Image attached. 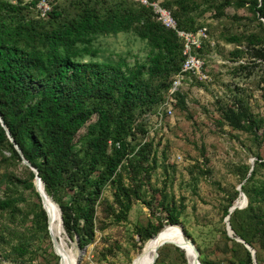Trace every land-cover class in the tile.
<instances>
[{
    "label": "rangeland",
    "instance_id": "obj_1",
    "mask_svg": "<svg viewBox=\"0 0 264 264\" xmlns=\"http://www.w3.org/2000/svg\"><path fill=\"white\" fill-rule=\"evenodd\" d=\"M0 1L20 2L25 7L22 15L40 18L37 3L34 7L27 6L33 0ZM48 2L53 6L66 1ZM236 2L150 1L171 16L175 13L178 21L182 20L188 28L184 31L206 29V41L196 54L210 80L202 84L183 78L171 116L163 114L161 100L137 120L144 134L134 133L132 139L126 138L130 143L127 156L116 175L98 192L92 204L93 234L88 245L79 250L75 236L70 237L61 225L64 248L77 264H130L144 242L168 225L165 219L169 205L178 214L176 227H181L194 245L200 264H238L244 259V251L252 264H264V200L260 194L264 167L254 165L256 158L258 163L264 161V62L241 53L245 36L253 34L264 40V19L256 20L247 4L238 8ZM165 3L168 8L162 6ZM231 36L241 42L227 43L226 38ZM92 46L98 50L96 58L83 57L82 61L104 62L120 56L132 65L144 62L149 50L132 33L97 37ZM239 107L257 121L251 130H235L227 125L224 115ZM82 134L84 129L78 133ZM76 148L80 157L79 141ZM250 166L254 173L245 182L249 177L245 168ZM28 179L24 165L10 156L6 146H0V202H10L0 208V264H57L46 219L43 222L34 217L41 204L34 188L25 189ZM239 185L244 186L251 200V213H243L247 206L245 197L246 206L236 209L238 212L230 221L237 228L259 227L251 245L241 239L242 242L236 241L232 231L228 237L225 231L223 212L238 198ZM123 191L128 194L127 203ZM72 196L70 189L58 192L66 204ZM119 201L127 204L125 212L118 206ZM258 215L261 219L256 221ZM154 264L188 262L179 246L165 243L157 250Z\"/></svg>",
    "mask_w": 264,
    "mask_h": 264
},
{
    "label": "trees",
    "instance_id": "obj_2",
    "mask_svg": "<svg viewBox=\"0 0 264 264\" xmlns=\"http://www.w3.org/2000/svg\"><path fill=\"white\" fill-rule=\"evenodd\" d=\"M37 1H30L27 6L34 7ZM65 1L61 5L49 4L46 16L37 20L21 14L25 7L20 2L0 1V117L24 160L35 168L43 192L57 206L63 229L70 237L75 236L76 246L81 250L90 243L93 234L92 204L129 152L126 138L132 139L134 133L144 134L137 120L163 100L182 57L175 34L161 27L150 9L138 2ZM246 4L256 20L264 19V0H237L235 5L239 8ZM162 6L168 8L167 3ZM172 17L179 29L188 30L175 13ZM258 24L262 25L259 21ZM120 33H132L145 42L149 50L144 62L128 65L120 56L104 62L82 61L83 57L96 58L98 50L92 42L97 37ZM226 41L241 42L236 36ZM242 41L243 55L264 62L261 37L249 34ZM224 119L235 130H251L257 122L242 107L229 110ZM82 129L84 134L78 135ZM78 141L82 145L80 157L76 153ZM0 146H6L10 156L20 162L1 126ZM258 161L256 158L254 165L264 167V161ZM24 168L29 178L25 189H33L34 175ZM249 169L245 168L249 176L245 182L254 173V169L250 172ZM63 189L73 191L67 204L58 197ZM240 190L247 198L243 213L250 214L251 200L243 185ZM260 194L264 200V187ZM34 195L38 199L36 192ZM122 197L127 203L126 191ZM238 200L239 196L233 204L230 202L224 217ZM9 205L8 201L0 202V208ZM118 206L123 212L128 208L120 201ZM237 212L235 209L230 214L229 228L237 238L251 245L259 227L234 226L230 220ZM34 217L45 222L41 207ZM260 217L256 216V221ZM177 219L173 206L166 207V223L176 226ZM55 261L59 264L58 257ZM238 264H252L246 251Z\"/></svg>",
    "mask_w": 264,
    "mask_h": 264
},
{
    "label": "built area",
    "instance_id": "obj_3",
    "mask_svg": "<svg viewBox=\"0 0 264 264\" xmlns=\"http://www.w3.org/2000/svg\"><path fill=\"white\" fill-rule=\"evenodd\" d=\"M135 2L149 8L155 17L156 22L164 29L173 32L181 44V65L178 72L170 78V85L161 102L163 114L171 116L174 105L176 104V92L179 89L183 78L194 80L202 84H205L210 80L204 70L203 61L196 54V51L206 40V29L202 27L193 32L184 31L178 28L176 21L173 19L170 12L160 8L158 4L150 3L147 0H138ZM36 9L39 14L38 16L44 18L50 7L45 0H40L36 4Z\"/></svg>",
    "mask_w": 264,
    "mask_h": 264
},
{
    "label": "bare ground",
    "instance_id": "obj_4",
    "mask_svg": "<svg viewBox=\"0 0 264 264\" xmlns=\"http://www.w3.org/2000/svg\"><path fill=\"white\" fill-rule=\"evenodd\" d=\"M240 198H242L241 195H239V200ZM239 200L234 205L235 206L234 210L244 208L243 200H241V203L239 202ZM238 205L239 206L242 205V206L238 208L237 207ZM43 207L48 218L47 221V226L49 227L48 234L50 236L51 244L53 245V251L60 259L59 264H74L76 260L75 257L72 256L64 248L63 240L61 238V234H62L61 221L56 206L48 198H46L45 200H43ZM234 210H231L230 214ZM156 236H157V240H154ZM163 241H166L165 243H174L177 246H179L184 251L188 264H195L193 261L192 250L190 246H188L185 243L183 237L181 236L180 227L169 226V225L162 228L155 236L150 238L145 243V245L143 246L145 248L143 249L140 258L139 257L137 258L138 259L137 263L150 264L153 253L157 252V250L163 245V244L160 245V243ZM197 264L200 263L197 262Z\"/></svg>",
    "mask_w": 264,
    "mask_h": 264
},
{
    "label": "water",
    "instance_id": "obj_5",
    "mask_svg": "<svg viewBox=\"0 0 264 264\" xmlns=\"http://www.w3.org/2000/svg\"><path fill=\"white\" fill-rule=\"evenodd\" d=\"M0 126H1V128L3 129V131H4V133H5V136H6V138L8 139L9 143L12 144V147H13L14 151L16 152V154L18 155V157H19V159H20V162H21L25 167H27L28 170H29L30 172H32L33 175H34L33 180H32V185H33L34 191L36 192V194H37V196H38V198H39V200H40L41 210L43 211V213H44V215H45V219H46V223H47L48 218H47V215H46L45 210H44V207H43V200H45L46 198H48L51 202H52V200H51L49 197H47V196L45 195V193L43 192L42 184H41L39 178L36 176V170H35V168H33V167H32V166H31L26 160H24V158L22 157V155H21V153H20V150L18 149L17 145H16L15 143H13V141H12V139H11V137H10L8 131H7V129L5 128V126H4V124H3L2 120H1V117H0ZM251 168H252V166H250L249 172L251 171ZM240 187H241V185H239V186L236 188V191L238 192V196L241 195L242 200H243V202H244V207H245V206H246V198H245V196L241 193V191H240ZM52 203H53V202H52ZM53 204H54V203H53ZM54 205H55V204H54ZM55 206H56V205H55ZM241 206H242V205H240V206L238 205L237 207L240 208ZM234 207H235V206H231V207L227 210V215L224 217L225 231H226V234H227L228 237H231L230 234H232V232H231V230H230V228H229V225H228L227 220H228V217H229L230 211H231V210H234ZM56 208H57V206H56ZM57 210H58V208H57ZM58 212H59V210H58ZM180 233H181V236L183 237L185 243H186L188 246H190V248H191V250H192V253H193V261H194L195 264H197V262H198V261H197V251H196L194 245H193V244L191 243V241H190V240L184 235V233H183L181 227H180ZM154 240H157V236L154 238ZM235 240L238 241V242H242L239 238H235ZM165 242H166V241L161 242L160 245H161V244H164ZM144 248H145V247H143V248L141 249V251H140L139 254H137V255L134 256L135 259L133 258V260L131 261L130 264H138V263H137V260H138L137 258H138V257L140 258V256H141L142 251H143ZM246 248H247V250H249V248H248L247 246H246ZM249 252H250V257L252 258L253 253H252L251 251H249ZM156 258H157V252H154L153 255H152V258H151V262H150V264H154ZM74 264H77L76 260H75V263H74Z\"/></svg>",
    "mask_w": 264,
    "mask_h": 264
}]
</instances>
